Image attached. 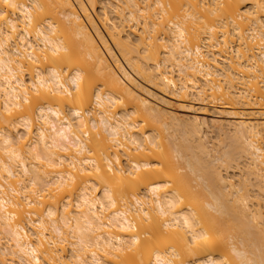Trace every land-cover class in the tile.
<instances>
[{"label":"bare ground","instance_id":"6f19581e","mask_svg":"<svg viewBox=\"0 0 264 264\" xmlns=\"http://www.w3.org/2000/svg\"><path fill=\"white\" fill-rule=\"evenodd\" d=\"M0 264H264V0H0Z\"/></svg>","mask_w":264,"mask_h":264},{"label":"rangeland","instance_id":"374dc122","mask_svg":"<svg viewBox=\"0 0 264 264\" xmlns=\"http://www.w3.org/2000/svg\"><path fill=\"white\" fill-rule=\"evenodd\" d=\"M143 85V87H144V89H145V91L146 92H144L145 94V96L147 97V98H149L150 100H154L155 102H157V103H159V104H161L162 106H168V105H170L172 108H174L175 109V111L179 114V115H186V116H193V115H195V114H198V113H200L201 111H203L202 110V108H203V106L202 105H200V104H194L191 100V102L190 101H188V102H185V104H184V102H182L181 100H179V98L177 99V97L175 98V96H173V95H171V94H169V93H162V92H160L159 90H157V89H155V88H151V87H149V86H146L145 84H142ZM183 105V106H182ZM184 105H185V107H184ZM186 105H187V107L188 106H190L189 108H187L186 107ZM194 105V106H193ZM198 105H200V107L202 106V108H201V111H199V108L200 107H198ZM192 106V107H191ZM196 106V107H195ZM196 108V110H195V108ZM187 108V109H186ZM198 108V109H197ZM189 109V110H188ZM199 112H198V111ZM185 111V112H184ZM195 112V113H194ZM182 115V116H183ZM157 133H158V135H159V138L161 139V140H165L164 142L165 143H167L166 141H167V134H166V132H165V130L164 129H162V128H159L158 130H157ZM166 136V137H165ZM211 139V138H210ZM221 141H223V140H218V139H215V138H212L211 139V146H213V147H216V148H218V146H219V142H221ZM171 170H176V172L178 173V174H182L181 173V171L180 170H178L177 169V166L175 165V166H173V167H171ZM237 180V179H236Z\"/></svg>","mask_w":264,"mask_h":264},{"label":"snow or ice","instance_id":"6c2138e0","mask_svg":"<svg viewBox=\"0 0 264 264\" xmlns=\"http://www.w3.org/2000/svg\"><path fill=\"white\" fill-rule=\"evenodd\" d=\"M6 2H7V0H6Z\"/></svg>","mask_w":264,"mask_h":264}]
</instances>
